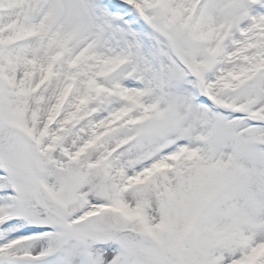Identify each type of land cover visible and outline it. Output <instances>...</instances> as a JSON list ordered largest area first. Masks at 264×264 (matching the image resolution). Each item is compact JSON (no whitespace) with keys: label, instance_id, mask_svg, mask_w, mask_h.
<instances>
[{"label":"snow or ice","instance_id":"1","mask_svg":"<svg viewBox=\"0 0 264 264\" xmlns=\"http://www.w3.org/2000/svg\"><path fill=\"white\" fill-rule=\"evenodd\" d=\"M0 264H264V0H0Z\"/></svg>","mask_w":264,"mask_h":264}]
</instances>
